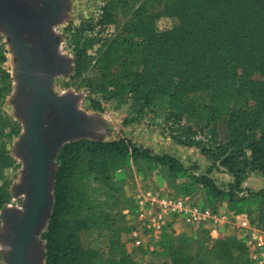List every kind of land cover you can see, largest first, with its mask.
<instances>
[{
	"label": "trees",
	"instance_id": "1",
	"mask_svg": "<svg viewBox=\"0 0 264 264\" xmlns=\"http://www.w3.org/2000/svg\"><path fill=\"white\" fill-rule=\"evenodd\" d=\"M99 9L96 19L71 29L70 39L73 77L93 108L126 99L135 119L167 96L164 120L174 139L199 147L235 180L219 187L177 156L127 137L67 142L57 156L45 264H134L116 228L121 209L117 219L106 210L110 192L118 191L112 173L133 165L167 172L174 183L184 180L179 186L185 195L200 186L210 208L218 211L228 202L264 231V189L241 187L250 171L264 173V0H104ZM161 17L173 20L172 26L160 29ZM2 62L0 54V173L15 163L3 138L19 132L1 109L10 89ZM113 199L122 205V195ZM3 203L0 182V209ZM99 218L110 219L106 248L82 238L101 224ZM166 239L170 264L251 262L248 246L234 235H208L201 242L189 237L194 247L179 241L174 248Z\"/></svg>",
	"mask_w": 264,
	"mask_h": 264
},
{
	"label": "rangeland",
	"instance_id": "2",
	"mask_svg": "<svg viewBox=\"0 0 264 264\" xmlns=\"http://www.w3.org/2000/svg\"><path fill=\"white\" fill-rule=\"evenodd\" d=\"M103 2L104 0H0V54L3 56L2 67L9 73L10 80V89L2 101L1 109L7 120L19 129L16 135L3 138L6 149L15 163L4 168L0 173L4 196V203L0 209V264H10L9 252L15 228L11 218L24 212V205L28 198V190H26L28 158L23 148L28 124V109L35 88L30 87L27 80V64L31 67L35 79L56 98L73 106L88 127V132L83 134L65 139H58L57 135L49 138L48 143L54 147L50 164L53 173L57 168V156L67 142L127 137L137 144L151 148L156 153L177 156L195 174H207L219 187H227L235 180L227 169L203 154L199 147L181 144L174 139L171 123L164 120V114L168 108L167 96H162L151 111L135 119H130V102L126 99L111 98L102 102L100 109L93 108L89 97L73 77L75 55L70 48V39L72 28L98 17L99 8ZM172 24L173 20L167 17H161L158 21L160 29L170 27ZM111 30L114 31L115 27H111ZM33 52L37 53V58L44 67L39 74L33 71ZM42 97L43 95H39L37 98ZM46 112L47 109L43 113L45 123ZM112 177L118 191L114 189L110 192L113 201L106 210L110 218L117 219L115 214L122 205L114 204L113 198L121 195L120 189H123L127 172L119 169L112 173ZM177 182L179 184L184 180ZM241 187L244 191L248 188L264 189V173L250 171ZM192 195L199 204L205 199V193L200 186L194 187ZM109 220L103 223L99 218L98 221L101 224L91 227L89 231L82 234L83 241L95 248L109 246L112 233V230L108 228ZM48 222L49 219L42 226L40 233H37L34 241L43 257V264H45L44 235ZM237 230L236 232L231 230L224 236L234 235L243 240L240 230ZM161 233L165 238H172L174 248L180 242L194 247L195 243L189 241L187 233L180 231L174 233L168 228H164ZM121 239L123 241L126 239V235L122 232ZM146 254L149 253L146 252ZM147 256L146 264H153L151 255ZM140 261L136 260L134 264H143V261Z\"/></svg>",
	"mask_w": 264,
	"mask_h": 264
},
{
	"label": "water",
	"instance_id": "3",
	"mask_svg": "<svg viewBox=\"0 0 264 264\" xmlns=\"http://www.w3.org/2000/svg\"><path fill=\"white\" fill-rule=\"evenodd\" d=\"M26 72L30 87L35 88L28 109V124L23 148L24 154L28 158L26 164L28 198L21 217L14 216L11 218L14 224H17L18 221V226L17 229L14 228L13 232L9 252L10 264H30L29 250L36 239L38 227L42 228L50 219L54 203L55 173L50 169L51 154L54 147L48 143L49 138H51L48 134L51 132L46 129L43 113L52 102L66 104L47 91L43 84L35 79L29 64L26 65ZM39 95H43V97L38 99ZM74 111L77 118L80 119L79 113L75 109Z\"/></svg>",
	"mask_w": 264,
	"mask_h": 264
},
{
	"label": "built area",
	"instance_id": "4",
	"mask_svg": "<svg viewBox=\"0 0 264 264\" xmlns=\"http://www.w3.org/2000/svg\"><path fill=\"white\" fill-rule=\"evenodd\" d=\"M133 202L137 210L136 224L129 229L132 240L138 247H142L147 241L146 247L152 251L157 250L155 242L159 240L161 231L169 222L167 216L172 220L181 219L186 223L199 225L208 229L209 234L217 230L223 217L219 211L202 207L191 195L164 193L156 185L147 186L133 198ZM234 225L235 229L240 230L243 241L249 248L250 264H264V231L252 224L246 214L235 219Z\"/></svg>",
	"mask_w": 264,
	"mask_h": 264
},
{
	"label": "crops",
	"instance_id": "5",
	"mask_svg": "<svg viewBox=\"0 0 264 264\" xmlns=\"http://www.w3.org/2000/svg\"><path fill=\"white\" fill-rule=\"evenodd\" d=\"M124 170L127 172V177L124 179L123 189L121 190L123 200L121 213L123 214V217L118 222L116 228L126 235L125 245L127 251L131 253L134 262L136 260H141L143 261V264H146L148 259L146 257L150 254L153 258V264H170L169 242L164 235H162V233L159 235V240L155 242L157 247L156 251L149 249L146 250L145 247L147 241L144 242L142 247H138L134 244L129 231V229L133 228L136 224L137 206L134 204L133 198L149 185L158 186L164 193H173L178 196H183L185 194H183L184 192L180 188L179 184L177 182L174 183L169 178L167 172L159 169H148L146 167L142 169L138 165H133L129 168H125ZM200 205L202 207H209L205 199L200 201ZM217 209L223 217L217 225V230L211 231L212 234H209L210 231L208 229L206 230L199 225L189 224L181 219L172 220L170 216H167L169 222L165 228H168L173 232L180 231L187 233L194 242H201L204 236L209 235L212 238H218L229 233L231 230L234 232L238 231L235 229L234 220L240 219L241 214L235 213L233 205L228 202H224L222 205L217 206ZM145 251L149 254H146ZM137 255L140 256L136 257Z\"/></svg>",
	"mask_w": 264,
	"mask_h": 264
},
{
	"label": "bare ground",
	"instance_id": "6",
	"mask_svg": "<svg viewBox=\"0 0 264 264\" xmlns=\"http://www.w3.org/2000/svg\"><path fill=\"white\" fill-rule=\"evenodd\" d=\"M33 56V71H36L39 74L40 70L44 69V67L40 64L37 58V53L33 52ZM39 86L41 87V84ZM56 103L52 102L48 106L47 112L45 113L46 129L51 132L48 134L49 137L57 135V137L66 138L88 132L87 124H85L81 119L77 118L73 106L67 103ZM20 217L21 214L19 215V218ZM17 226L18 221L17 224L15 223V229H17ZM40 229L41 228L39 226L38 232L40 231ZM35 243L36 242L32 244L29 251L30 264H43V257L38 248V245H36Z\"/></svg>",
	"mask_w": 264,
	"mask_h": 264
},
{
	"label": "flooded vegetation",
	"instance_id": "7",
	"mask_svg": "<svg viewBox=\"0 0 264 264\" xmlns=\"http://www.w3.org/2000/svg\"><path fill=\"white\" fill-rule=\"evenodd\" d=\"M70 105V104H69Z\"/></svg>",
	"mask_w": 264,
	"mask_h": 264
}]
</instances>
